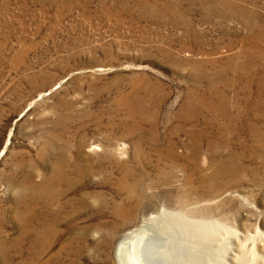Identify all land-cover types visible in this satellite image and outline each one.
Instances as JSON below:
<instances>
[{"label":"rangeland","instance_id":"obj_1","mask_svg":"<svg viewBox=\"0 0 264 264\" xmlns=\"http://www.w3.org/2000/svg\"><path fill=\"white\" fill-rule=\"evenodd\" d=\"M222 1L0 0V264H119L154 209L264 257V0Z\"/></svg>","mask_w":264,"mask_h":264},{"label":"bare ground","instance_id":"obj_2","mask_svg":"<svg viewBox=\"0 0 264 264\" xmlns=\"http://www.w3.org/2000/svg\"><path fill=\"white\" fill-rule=\"evenodd\" d=\"M243 2H245V0H233L232 3L240 5ZM218 3H221L222 5H224V7H226L225 3H227V2L219 0V2H217V4ZM203 7H205V6L203 5ZM166 8H167V6L164 7V10H166ZM184 25H186V27H188L187 24L184 23ZM216 90H217V88L213 85L212 91H216ZM219 116L225 117L226 115L223 113H220ZM234 169H235V167L230 168V166L227 164H220L215 169V173H220L224 170L233 171ZM79 176H81V174H79ZM130 176H132V173L128 174L129 178H130ZM128 177H126V179H124L123 181H119V187L122 190H127L129 197L126 199V202H124V203L112 204V207H111L112 211L111 212H112V216L115 220L122 218V219H125V221L129 222V220L132 218L133 212L136 209H138V206L141 203L138 200V198H136V196L138 195L137 190L140 186L139 182L134 181L133 183H129V181L127 182ZM46 187H47V185L46 186L43 185L42 189L44 190V189H46ZM60 188H62V187H60ZM120 189L118 188L117 191L118 190L120 191ZM34 190H35V188H34ZM23 197H25V196H23ZM87 198H89V197L87 196ZM28 200H30V199H28ZM54 200L55 199H53V198L51 201L49 199L50 202H53ZM107 201L108 200H106V199L102 200V208L100 210L102 213H104V211L106 209H108L109 205H111ZM153 211L154 212L151 216L144 217L141 220L140 224H138V226L135 229L128 232L119 241L117 249H116V261L119 262V264H231V263H229V260H228L229 255H231V253H229L230 248H226V250H224L223 253L221 252V255L217 256L214 259H213V257L210 258L209 257L210 255H208V254L206 256L207 257L206 259L202 260L203 258H200V257H203L202 256V254H203L202 249L206 248V247L204 248V246L206 244H212L213 245L214 240H212V237H215V236L211 237V235L209 234L211 232L209 231V233H208L206 231V230H209L211 227H208V226L202 225V224H197L194 222H187V220L182 221V220L176 218L175 216H171L170 214H168L167 210H166L167 212L165 210H160V209H154ZM216 227H215V229H218ZM220 229H222V228H220ZM220 229H219V231H220ZM47 231H50V229L48 228ZM234 234H237V233H234ZM253 238H255V237H253ZM233 239H235V238H233ZM233 239H230V240L233 241ZM221 240L223 241V239H221ZM218 241H220V240H218ZM238 241H237V243L240 242V241L239 242ZM247 243H248V241L246 240V242L244 244H240L242 246V250L239 253V255H234L235 257L232 259L233 263H235V264H264V257H261V255H258L256 253L255 239L250 242L253 245L252 249H248L249 247L246 248ZM250 243H248V244L250 245ZM228 244H230V243H228ZM225 246H222V247H225ZM207 248H206V250H207ZM212 250H213V248H212ZM204 252H205V250H204ZM199 255H201V256L199 257ZM211 255H214V254H212V252H211Z\"/></svg>","mask_w":264,"mask_h":264}]
</instances>
